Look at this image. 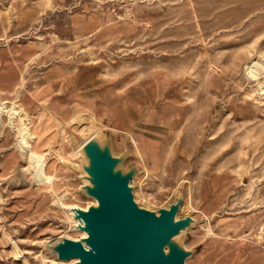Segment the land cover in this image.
<instances>
[{"label": "rangeland", "instance_id": "rangeland-1", "mask_svg": "<svg viewBox=\"0 0 264 264\" xmlns=\"http://www.w3.org/2000/svg\"><path fill=\"white\" fill-rule=\"evenodd\" d=\"M263 85L264 0H0V264H48V239L80 236L58 199L93 197L59 154L80 163L107 135L132 147L142 205L188 197L187 264H264Z\"/></svg>", "mask_w": 264, "mask_h": 264}, {"label": "water", "instance_id": "water-1", "mask_svg": "<svg viewBox=\"0 0 264 264\" xmlns=\"http://www.w3.org/2000/svg\"><path fill=\"white\" fill-rule=\"evenodd\" d=\"M83 151L87 160L81 189L98 202L73 208L87 235L62 236L52 250L64 263L53 264H187L196 248L187 246L184 234L199 219L193 213L179 214L184 192L158 209L142 205L132 182L142 169L124 163L131 146L118 152L111 135L104 140L93 136Z\"/></svg>", "mask_w": 264, "mask_h": 264}, {"label": "bare ground", "instance_id": "bare-ground-1", "mask_svg": "<svg viewBox=\"0 0 264 264\" xmlns=\"http://www.w3.org/2000/svg\"><path fill=\"white\" fill-rule=\"evenodd\" d=\"M248 67H250L249 72L251 73L252 76L259 74V72L257 71L258 70V61L257 60L254 61L253 63H251ZM263 87H264V85H263ZM1 106H3V104ZM13 108H15L16 112L18 111V106L14 105ZM3 109H4V107H3ZM21 131L23 134V137L21 140L22 145H24V142L27 144L29 152H30L31 160L33 162L37 163V165H38L37 170H36L37 180L53 183L55 178L57 177V173H56V171H52L51 169H49V167H47V164L49 162L48 156L46 154L40 153L38 150H36L34 147V144L32 142H28L29 137H32V138L34 137L33 131L30 130L29 125L27 123H25L24 126L21 127ZM88 140H89V138L86 141H84L79 147V152L84 156L83 160L80 163L73 160L72 158L64 155V154H59V157H60V160L62 161V163L65 166L73 168V169H75V168L81 169L83 171V172L82 171L81 172L85 174L86 171L83 167V162H85L87 160V158H86L85 153L83 151V146ZM101 140H104V137L101 138ZM133 140L136 142V140L134 138H133ZM69 163L72 164V166ZM186 200H188V197H186ZM58 201L61 204V206L63 208H65V211H66L68 218H69L68 224L66 226H68L71 229H74L76 231H79L80 236L87 235V232L78 226L80 220L78 217H76L75 211L73 208L75 206L88 207L89 204L97 203L98 200L96 198H92L88 201L87 204L82 205V204H78V203H67L66 201H64V198L62 196H59ZM64 235L74 237V236L69 235V234H62V235H58L56 237L48 239L47 246H48V249L50 250L51 254L53 255V257L50 259L48 264H53L54 262L64 263V261H58L57 254L52 250L53 244H55ZM77 237L78 236H76L74 238H77ZM73 260H76V259H73Z\"/></svg>", "mask_w": 264, "mask_h": 264}]
</instances>
